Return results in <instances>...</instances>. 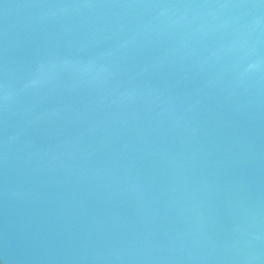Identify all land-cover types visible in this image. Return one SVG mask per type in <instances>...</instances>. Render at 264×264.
Here are the masks:
<instances>
[{"label": "water", "instance_id": "water-1", "mask_svg": "<svg viewBox=\"0 0 264 264\" xmlns=\"http://www.w3.org/2000/svg\"><path fill=\"white\" fill-rule=\"evenodd\" d=\"M0 264H264V0H0Z\"/></svg>", "mask_w": 264, "mask_h": 264}]
</instances>
